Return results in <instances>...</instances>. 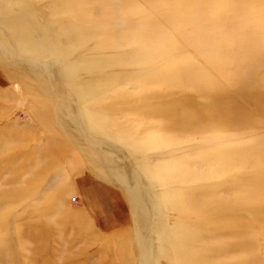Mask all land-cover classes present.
<instances>
[{
  "label": "rangeland",
  "instance_id": "obj_1",
  "mask_svg": "<svg viewBox=\"0 0 264 264\" xmlns=\"http://www.w3.org/2000/svg\"><path fill=\"white\" fill-rule=\"evenodd\" d=\"M0 45V264H137L142 228L148 264H264V0H0Z\"/></svg>",
  "mask_w": 264,
  "mask_h": 264
},
{
  "label": "bare ground",
  "instance_id": "obj_2",
  "mask_svg": "<svg viewBox=\"0 0 264 264\" xmlns=\"http://www.w3.org/2000/svg\"><path fill=\"white\" fill-rule=\"evenodd\" d=\"M79 16L81 17V15H79ZM8 53L9 52H6L5 49H2L0 47V59L5 60V61L6 60L15 61V59L14 58H11L8 55ZM19 61H20V59H19ZM21 61L23 62L24 66L25 65L27 66V65H29L31 63V61L28 60V59H21ZM32 65L35 67L32 73L34 75H37L36 76L37 77L36 78L37 82L43 86V90H45V94H47V91H46L47 90V87L46 86H48L47 82H50V78H49L50 77V75H49L50 72H47L46 69L49 68V65L48 64H42V63H36V64H32ZM50 91H51V89L48 90V92H50ZM51 92H53V91H51ZM49 95H48V97H49ZM57 99H58V97L54 98V100L57 101L58 104H60V103L63 104L62 105V107H63L64 106V103L62 101L58 102L59 99L58 100ZM66 108L67 107L63 108V111L65 112V115L70 119V118H72L71 112L69 113V111H67L68 108L67 109ZM73 120H72L73 122L72 121L69 122L70 120H68L69 123H67L70 126V128L72 127V131H74L73 134L75 135L74 136V135H71L70 134V136L74 139L73 141H76L78 144L81 145V147L79 148L81 150V152L83 154H85V156L86 155H89L90 157H92V159H90V160L94 164L95 163H100V164H103L105 166V168H108V171H109V173L111 175L110 176L107 175L108 176L107 178L108 179H111V180L113 179L114 181H116L115 182L116 184H118V185H120L122 187V188L120 187L122 189V192L121 193H122L123 197H126L127 202L130 203V206H133V208L135 207V210L138 211V212H140L144 216L148 215L150 211L152 212V210L154 209V207L152 208V206L149 204V203H151V201H150V199L147 196L146 186L142 182H140V179L142 180L143 177L140 175L142 178L140 177L138 179V175H137V173L135 171L136 169H134L133 166L127 165L128 164V161H127V164H124V161L120 162L119 160H118V162H115L117 160V158L119 157V153L117 151V148L115 146H112V145H107V143L103 139L102 141H104V142L103 143L101 142V144H103L104 148L101 150L100 148H102L103 146L101 147V144H100L99 140L98 141L97 140H95V141L91 140V137L90 136H92V135L88 134L89 131H87L86 134H88V136L90 137V141H93V142H89V140L86 139L87 138V135L85 136V135H83L82 133L79 132L81 130V128H77L73 124L75 122V119L73 118ZM78 129H79V131H77ZM104 143H106V144H104ZM119 150L121 151L120 148H119ZM114 155L117 157L115 161L113 160ZM124 155L127 156L126 154H124ZM124 155H123V157H124ZM130 158L131 157H129L128 159L126 158V159L129 160ZM133 164H135V163H133ZM93 173L94 174L96 173V175H97V172H95V170H94ZM100 179H103V178H100ZM115 188H117V187H115ZM105 197H106V193H105ZM153 199H154V197H153ZM154 203H155V201H154ZM105 209H107L108 211H111L108 208H105ZM112 209L113 210L114 209L116 210V208H114V207ZM115 210L113 212H115ZM133 211H134V209L131 212H133ZM103 212H104V209H103ZM134 213H135V211H134ZM131 215H133V213ZM150 215H152V214L150 213ZM136 216H135V218H136ZM145 218H147V217H145ZM149 218H147V220H149ZM135 221H136V219H135ZM147 232H145L144 229L142 228V230L140 232H138L136 234V236L134 235L135 237H137V240H138V242H137L138 249H137V252L135 251V253L136 254H139L138 257H140L139 260L136 261L137 264H148L149 261H150V255H151V248L152 247H151V245L149 243V241H150L149 238L150 237L147 235ZM129 253H130V255L132 253L134 254V250L133 249L129 250ZM152 253L154 254L153 250H152ZM151 256H153V255H151Z\"/></svg>",
  "mask_w": 264,
  "mask_h": 264
},
{
  "label": "crops",
  "instance_id": "obj_3",
  "mask_svg": "<svg viewBox=\"0 0 264 264\" xmlns=\"http://www.w3.org/2000/svg\"><path fill=\"white\" fill-rule=\"evenodd\" d=\"M95 202V201H94ZM95 205H96V202H95ZM107 213H109V215H110V212H107Z\"/></svg>",
  "mask_w": 264,
  "mask_h": 264
}]
</instances>
